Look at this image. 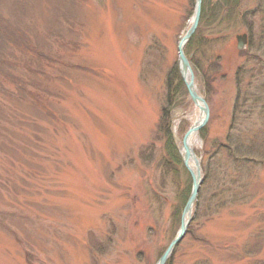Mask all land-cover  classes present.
Returning a JSON list of instances; mask_svg holds the SVG:
<instances>
[{
  "label": "rangeland",
  "instance_id": "374dc122",
  "mask_svg": "<svg viewBox=\"0 0 264 264\" xmlns=\"http://www.w3.org/2000/svg\"><path fill=\"white\" fill-rule=\"evenodd\" d=\"M197 2L0 0L22 42L0 46V264L159 263L193 189L183 147L201 109L179 45ZM210 5L193 61L184 48L210 109L203 184L167 263L264 264V0Z\"/></svg>",
  "mask_w": 264,
  "mask_h": 264
},
{
  "label": "water",
  "instance_id": "95a60500",
  "mask_svg": "<svg viewBox=\"0 0 264 264\" xmlns=\"http://www.w3.org/2000/svg\"><path fill=\"white\" fill-rule=\"evenodd\" d=\"M202 1L203 0H198L197 7H196V13H195V16L193 17L192 26L188 30L186 35L182 38V41L180 42V45H179L181 72H182L183 78L187 84L190 97L192 98V100L194 101L195 104H197L199 102L202 103L201 109L205 113V117H204L203 121L200 123V125H198L196 127H192L191 130L186 134V136L184 138V147L186 148V154L184 157V161H185V165L190 170V173H191V176L193 179V189H192L191 196L188 200V203H187L185 211H184V216L182 219L180 231H179L178 235L176 236V238L172 241V243L169 246L166 253L160 259L158 264H166L167 263L170 256L174 252L176 246L183 240L184 236L186 235L189 224H190L191 219H192V211L194 209V205L196 203L200 189H201L202 184H203L200 162L196 158L195 154H194V158L197 161L196 162L197 172L195 173L190 169L189 159L191 158L192 153L187 148V146H188L189 137L195 132L198 133L208 123V120L210 118V109H209V106H208L206 100L198 94V91H197L196 86H195L194 72L192 70L190 61L186 57V54L184 52V48H185L187 42L191 39V37L193 36V34L195 33V31L198 28V25L200 22V17H201ZM237 41H238V50L243 51V50H245V48L248 45V36L247 35L238 36ZM188 74L190 77L188 76Z\"/></svg>",
  "mask_w": 264,
  "mask_h": 264
},
{
  "label": "trees",
  "instance_id": "16d2710c",
  "mask_svg": "<svg viewBox=\"0 0 264 264\" xmlns=\"http://www.w3.org/2000/svg\"><path fill=\"white\" fill-rule=\"evenodd\" d=\"M211 1L212 0H205L203 2L202 14H201V22H202V20H204V21L206 20L204 25H207V23H208L207 17L209 16V14L211 12V8H212V6L210 5ZM218 1L220 3H223V4L227 5L226 7H228L229 14H230V11L233 8H234V11H235V9L240 4V0H218ZM231 15H232V13H231ZM229 18H230L229 16L226 17V19H229ZM209 26L211 27V28L209 27L210 32L212 34L211 37L215 36V34H213L212 32L218 34V31L222 30L220 28L221 24L218 27H213V24H211ZM11 27H10V25H8V22H6L2 17H0V46L3 45L2 43L6 42V41H9L13 45H17V46L21 45L22 46V42L20 40L21 37L20 38L17 37L18 31L16 29H14V28H11ZM219 36L220 35L215 36L214 37L215 40H217ZM5 38L7 39L6 41H5ZM201 41H203V40H202L200 31L196 32V34H194L192 36V38L190 39V42L188 43V45L186 47V53L189 56V58H191V61H193L192 59L195 58L194 55L198 53V49L201 47V44H202ZM240 54L243 55L244 51L240 52ZM0 60H2V59H0ZM168 87H169V92H170L169 100H170L171 103H173V101L176 99V96L178 95V93H180V94L184 93L186 95V87L184 85L183 79L181 77L180 71H179L177 66H175L174 72L173 73L171 72V74H170V78H169V81H168ZM238 104H239V100H238ZM170 105H171L172 109L175 108V104H170ZM171 124H172L171 121L168 122V126H169V130L168 131L170 133V134H168V137L170 139L169 149L168 150H169V152L172 155H176V154H178V152L176 151L177 150V146L173 142V137L170 136L171 133H172L171 132ZM201 136L204 139H206V133L205 132L203 133L201 131ZM176 158H177L178 162L182 161V159L179 156V154H178V156H176ZM185 171L188 174L189 181L191 183L190 174H189V172L187 171L186 168H185ZM191 190H192L191 184H189L187 186L186 190L182 193L183 197H181V198H183V203L181 204L179 209H177V211L175 212V224H176V226L178 228L181 225V215H182L183 209L185 208L186 203H187V201H188V199L190 197ZM167 264H172L171 260Z\"/></svg>",
  "mask_w": 264,
  "mask_h": 264
},
{
  "label": "bare ground",
  "instance_id": "6f19581e",
  "mask_svg": "<svg viewBox=\"0 0 264 264\" xmlns=\"http://www.w3.org/2000/svg\"><path fill=\"white\" fill-rule=\"evenodd\" d=\"M189 76V74H188ZM190 77V76H189ZM201 105L202 103L199 102L196 104L197 108L200 110L201 109ZM204 115L205 113L203 112V110L201 109V112L200 114L197 115V119L195 120L194 122V125L193 127H196L198 125H200V123L203 121L204 119ZM199 141V134L198 133H193L190 137H189V140H188V146L187 148L191 151L192 155H191V158L189 159V166H190V169L193 171V172H197V167H196V159L194 158V151H195V147H196V144L198 143ZM183 154L185 155L186 154V148L183 147Z\"/></svg>",
  "mask_w": 264,
  "mask_h": 264
}]
</instances>
